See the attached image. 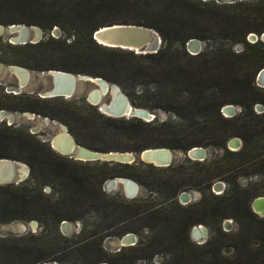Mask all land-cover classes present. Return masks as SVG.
I'll return each instance as SVG.
<instances>
[{
	"label": "trees",
	"instance_id": "16d2710c",
	"mask_svg": "<svg viewBox=\"0 0 264 264\" xmlns=\"http://www.w3.org/2000/svg\"><path fill=\"white\" fill-rule=\"evenodd\" d=\"M114 22L151 26L162 43L147 53L98 43L93 31ZM0 23L33 24L48 33L25 43L0 36V61L101 76L130 93L141 87L142 96L158 101L149 108L160 107L176 117L110 116L85 100L12 93L1 86L0 109L56 118L77 143L101 151L139 152L153 146L186 151L193 145L221 149L203 160L186 157L166 166L84 161L55 151L24 126L1 120L0 157L24 161L29 174L18 183H0V221L36 219L46 225L38 232L0 235V264H139V259L145 261L140 264H264V219L261 225L253 220L250 185L237 180L244 169L232 172L235 166L250 165V172L264 174V141L255 137L264 136V109L255 110L257 102L264 104V87L255 79L264 66V40L247 38L251 31H264V0H0ZM55 25L63 31L59 36L49 34ZM190 37L228 42L207 44L194 54L185 46ZM236 42L242 44L239 50L232 48ZM226 103L238 104L240 110L226 116L221 111ZM233 133L242 140L237 149L226 146ZM228 155L238 156V164L225 161ZM115 176L132 178L149 192L131 199L108 193L103 184ZM218 179L225 181L221 193L211 190ZM191 187L202 190L200 198L180 203L179 192ZM89 211L99 216L90 233L85 234L84 226L71 236L60 231L62 220L76 221ZM229 216L238 222L235 231L221 228V219ZM127 218L131 221L124 223ZM119 223L123 225L117 227ZM198 223L211 224L213 231L201 245L190 237ZM144 230L134 244L111 253L101 244L107 235ZM255 238L259 247L241 261L221 259L211 247L228 240L247 246ZM68 239L72 243L57 244ZM158 251L170 255L155 261Z\"/></svg>",
	"mask_w": 264,
	"mask_h": 264
},
{
	"label": "water",
	"instance_id": "95a60500",
	"mask_svg": "<svg viewBox=\"0 0 264 264\" xmlns=\"http://www.w3.org/2000/svg\"><path fill=\"white\" fill-rule=\"evenodd\" d=\"M216 1L235 2L237 0ZM49 33L53 36H59L60 29L55 25ZM0 35H3L11 43H25L36 42L47 34L44 33L41 27L33 24L0 23ZM92 36L102 45L128 48L138 53L155 52L160 47L162 41L160 33L155 28L134 22L105 24L96 28ZM248 37H251L254 41L258 36L255 32H250ZM261 38L264 39V32L261 33ZM185 46L190 53L194 54L203 49L202 40L196 37H190L185 42ZM3 68H6L17 79L15 85L6 88L8 92L20 93L28 91L36 93L41 97L81 96L97 105L98 109L102 112L112 116L140 117L145 120H151L155 117V113L151 110L145 107L133 106L118 84L110 82L101 76L56 68L35 70L18 64L5 65L0 62V72ZM31 79H33L34 83L36 81L40 82L39 85H31L25 89ZM255 79L259 86L264 87V66L257 71ZM106 95L110 97L106 99ZM256 106L260 108L259 104ZM221 111L224 115L231 116L235 113V108L232 103H226L222 106ZM23 113L29 117H41L39 114L36 115L30 111H24ZM13 117L12 111L0 109V121L7 119V123H15L13 122ZM43 119L44 121H50L48 116H44ZM62 125L64 129L62 127L57 128V131L48 138L51 147L61 154H67L81 160L128 163L144 162L152 163L156 166H166L174 161L175 150L166 146L146 147L139 152L131 150L100 151L91 149L78 144L70 132H68L66 126ZM241 143L240 137L233 136L228 140L227 145L229 148H238ZM184 156L192 160H203L209 157L208 148L202 145H193L184 152ZM28 174L29 166L24 161L10 157H0V183H18L24 180ZM106 184L108 188L112 189L121 184L124 194L128 197L135 196L139 189V184L135 180L123 176L110 178ZM212 188L214 190L222 189L223 182L216 180ZM179 197L181 201H186L190 198V193L183 190L180 192ZM252 206L255 211L264 214V195L256 196L252 200ZM36 223L34 219L28 221L19 220L16 223L15 232L16 234H21L27 231H35ZM60 225L64 231H67L71 226V221L64 219ZM202 229L204 232L201 231ZM205 233V227L201 223L193 225L191 228L192 236L197 238L202 237L201 241L205 239ZM119 242L120 245L134 244L136 242V235L133 232H127L120 237ZM41 264L59 263L54 260L44 261ZM99 264L108 263L103 261Z\"/></svg>",
	"mask_w": 264,
	"mask_h": 264
},
{
	"label": "rangeland",
	"instance_id": "374dc122",
	"mask_svg": "<svg viewBox=\"0 0 264 264\" xmlns=\"http://www.w3.org/2000/svg\"><path fill=\"white\" fill-rule=\"evenodd\" d=\"M217 2H219V1H217ZM122 15L120 17H123ZM62 32L63 31L60 29V34H62ZM251 32H253V31H251ZM44 33H45V31H44ZM0 36L2 37L3 40L6 39V38L3 37V35H0ZM257 36L259 38H261V35H257ZM247 38L249 40L253 41V39L251 37H248V35H247ZM219 42H228V41H224V40H220V39L219 40H215V41L202 40V47L204 48L207 44H215V43H219ZM161 43H162V41H161ZM241 47H242V44L239 43V42H236V43L232 44V48H234L236 50H239ZM0 62H2L5 65L8 64V63H5L3 61H0ZM16 80H17L16 77L13 74L9 73L6 68H3V70L0 72V86L3 87L4 90H6V88L8 86L15 85L16 84ZM32 80L33 79H31L29 81V83H28V85H26L25 89H27V87L31 86V85H35V84L39 85L40 82L36 81L34 83V81H32ZM121 88H122V91L127 95L130 103L133 106L145 107V108L151 110L153 113H155V117H153V119H151V120H155V119L162 120V119H166V118H168L170 116L171 117H176L175 115L172 114V112L170 114L169 111H165L163 108H160V107H155V108H152V109L149 108V106H147V105H149V104L151 105L152 103L156 104V103H158V101L155 98H152V97H148L147 98L146 95L142 96L141 87H136L135 90H133V92L130 90L131 93L128 90L130 95H129V93L127 92V90L125 88H123V87H121ZM109 97H110L109 95L105 96L106 99H108ZM80 100H84L83 97H80ZM133 100L136 103L133 102ZM145 101H147V102H145ZM137 103H139V104H137ZM257 104L260 105V108L256 106ZM233 105H234V108H235V113L234 114H236L240 110V106L238 104H233ZM263 109H264V104L263 103L257 102L255 104V110L257 112H260ZM8 111H11V110H8ZM12 112H13V115H14L13 122H15V123H17V124H19L21 126H24L25 128H28L30 131L35 132V134L37 136H39L40 138L49 137L52 134H54L55 131H57L56 130V126L53 123H51L50 121H44L42 116L41 117H37V116L29 117V116L25 115L23 112H19V111H16V110L12 111ZM4 120L7 122V119H4ZM58 126H60V125H58ZM61 127L64 129V126L61 125ZM233 136L240 137L237 133H233V134L229 135V137L227 139L229 140ZM255 137H256L257 140L264 141V136H262L260 134H255ZM228 140H226V146L227 147H228V145H227ZM166 147H169V146H166ZM205 147L208 148V156H213L215 154L220 153V151H221V149L219 147L215 146V145H208V146H205ZM169 148H171V147H169ZM172 149L175 150L174 151V153H175L174 161H178V160H182V159L186 158L184 156V152L185 151H183V150H181L179 148H172ZM229 149H237V148L232 147V148H229ZM259 150L260 149H258V151ZM236 160H238V156H235V155H228L225 158V161H231V163L232 162H236L235 164H238V161H236ZM84 161H86V160H84ZM96 161L103 162V161H100V160H96ZM239 166L240 165L235 166L233 168L234 171H232V172H237V171H239L238 169H242V168L244 169L243 171H241L240 173L237 174V180L242 185H245L246 183H249V185H250L249 186V190L251 191V193H249L250 194L249 195V202L251 204V201L253 200L254 197H256L258 195H264V174L260 173V172H256V173L255 172H250V171H252L251 167H254V166L245 165V166H243L241 168H239ZM255 166H257V165H255ZM253 170H254V168H253ZM231 173H228V175L231 174ZM123 177H125V176H123ZM108 179H110V178H107L106 181L103 184V188L105 189V191L108 192V193H114V194L116 193V194H118L121 197H125L126 199H131V198H134V197L143 196V195H146L149 192L147 190V188H145L143 185H141L140 183L137 182L139 184V189H138L137 194L135 196H133V197H128V196H126L124 194L123 187H122L121 184H119L118 187H116L114 189L108 188L107 184H106ZM229 185L231 186V183ZM45 188L47 190H49L48 186H46ZM189 189L192 190V195L194 196L193 198H195V201L198 200L200 198V196H201L202 190L200 188H198V187H191ZM216 190L219 191L220 189H216ZM151 194L155 195L154 192H152ZM95 215L96 214H95L94 211H89V213L87 215H85L83 218H81L79 220H76V221H71V226H70V228L67 231H64L60 224H59V229H60V231L63 234H65L67 236H71V235L77 233L81 229V227L84 226V227L87 228V231H86L85 234H88V233H90L89 230H91V227L93 226V223L97 220V218H99L98 215H97L98 217L95 216ZM116 217L118 219L119 215H117ZM120 217L122 218V216H120ZM225 218L226 219H230L231 221L230 222L228 221V222H226L224 224L223 221L225 220ZM260 218L264 219V214H261V213L259 214L258 213V214H256L255 218H253V220L255 221V223L257 225H261ZM19 220L20 219H13V220H9V221H0V235L1 236H6V235H14V234H16V232H15L16 223ZM34 220H36V219H34ZM126 220L127 221H125L124 223H129V221H131L130 218H127ZM24 221H27V220H24ZM36 222L37 223L35 225V231H33V232H38L39 230L43 229L45 227V225H46L45 223H43V222H41L39 220H36ZM77 222H78L79 226L77 225ZM100 224L103 225L104 222H101ZM201 224H203L204 227H205V231H206L205 238L208 239L213 234L211 224H209V223H201ZM220 224H221V228L223 230L229 228L230 231H235L238 228L237 220L234 219V218L232 219L231 216L222 218L221 221H220ZM121 225H123V223L117 224V227H119ZM78 227H79V229H78ZM128 232H131V231H128ZM145 232H146V230L141 231L140 233H135L136 241L139 240L143 235H145ZM125 233H127V232H125ZM190 234H191V231H190ZM122 235H107V236L103 237L101 244H102V246L104 247V249L106 251H108L110 253L114 252V251L118 250L119 248H121L123 246V245H120V242H119V239H120V237ZM83 236H85V235L74 237V239H81ZM190 237L195 243H198L199 245H201L200 243H203V242H201L202 237L197 238V237H194L192 235H190ZM72 240L73 239H68L67 241H64V243H63V241H60V243H57V244L58 245L70 244V243H72ZM259 241H260V239L255 238V239L250 240V242L247 244V246H245V245L244 246H240V245H234L231 241L228 240V241H225L220 247H219V244L217 242L213 243L211 247H212L213 250L217 251V253L219 254V257L221 259H225V260L234 259V260H237V261H241V260H245V259L249 258L250 256H248V254L249 253L252 254L253 253L252 250H254V249L259 247ZM216 243H217V245H216ZM127 245H130V244H127ZM169 255H170L169 252L158 251V252L154 253L153 260L162 261L163 259H167ZM57 262L59 264H73L70 261H65V260L57 261ZM104 262H107V261H104ZM138 263L139 264L140 263H145V261L142 260V259H139Z\"/></svg>",
	"mask_w": 264,
	"mask_h": 264
},
{
	"label": "flooded vegetation",
	"instance_id": "af4514ba",
	"mask_svg": "<svg viewBox=\"0 0 264 264\" xmlns=\"http://www.w3.org/2000/svg\"><path fill=\"white\" fill-rule=\"evenodd\" d=\"M36 70V69H35ZM107 80V79H106ZM109 81V80H108ZM111 82V81H110ZM114 83V82H113ZM122 89V88H121ZM22 92H28V91H22ZM28 93H31V92H28ZM34 94H36V93H34ZM36 95H38V94H36ZM39 96V95H38ZM41 97V96H40ZM53 97H55V96H53ZM59 97H64V96H59ZM80 97L81 96H70V97H64V98H76V99H79L80 100ZM83 99L84 100H86L84 97H83ZM87 102H89L88 100H86ZM89 103H91V102H89ZM91 104H93V103H91ZM93 105H95V104H93ZM96 107H97V105H96ZM98 108V107H97ZM101 111V110H100ZM19 112H24V111H19ZM31 112H34V111H31ZM102 112V111H101ZM36 115L37 114H39L40 116H42V117H44V116H47V115H41L40 113H36V112H34ZM104 113V112H103ZM106 114V113H105ZM107 115H109V114H107ZM110 116H112V115H110ZM35 117V116H34ZM49 117V116H48ZM125 117V116H124ZM50 118V122L51 123H53L55 126H56V129L57 128H60L61 127V125L62 124H64L65 126H66V124L65 123H63L62 121H60V120H58V119H56V118H51V117H49ZM15 124H17V123H15ZM57 124V125H56ZM61 124V125H60ZM58 125H60V126H58ZM66 128H67V126H66ZM67 130H68V128H67ZM30 132H32V133H35V132H33V131H30ZM69 132V131H68ZM71 134V133H70ZM53 135V134H52ZM51 135V136H52ZM72 135V134H71ZM51 136H49V137H45V138H40L39 136V138L41 139V140H43V141H47L48 143H49V140H48V138H50ZM73 136V135H72ZM74 137V136H73ZM75 139V138H74ZM76 141V140H75ZM77 142V141H76ZM50 144V143H49ZM79 144V143H78ZM51 146V145H50ZM55 150V149H54ZM55 151H57V150H55ZM58 152V151H57ZM60 153V152H59ZM64 155H67V154H64ZM69 156V155H68ZM70 157H73V156H70ZM74 158V157H73ZM208 158V157H207ZM75 159H77V158H75ZM81 160V159H80ZM219 180V179H218ZM216 181V180H215ZM214 181V182H215ZM222 182H223V188L222 189H220L219 191H217V190H214L213 188H212V185H213V183H212V185H211V190L212 191H214L215 193H221L223 190H224V188H225V182L223 181V180H221ZM183 191V190H182ZM186 191H189V193H190V198L188 199V200H186V201H181L180 200V197H179V194H180V192H179V194L177 195V199H178V201L180 202V203H182V204H186V203H189V202H192L193 200L195 201V198H193L194 196L192 195V190L191 189H186ZM255 198V197H254ZM253 198V199H254ZM250 206H251V208H252V210L254 211V213H256V214H258L259 212H257V211H255L254 209H253V206H252V201H251V204H250ZM260 214V213H259ZM233 219V218H232ZM230 222L231 220L230 219H226L225 218V220L223 221V223L225 224L226 222ZM237 224V223H236ZM195 225H197V224H195ZM192 228V227H191ZM224 230H227V231H229L230 229L228 228V229H224ZM190 231H191V229H190ZM190 235H192V234H190ZM207 239L205 238L203 241H201V242H205Z\"/></svg>",
	"mask_w": 264,
	"mask_h": 264
},
{
	"label": "bare ground",
	"instance_id": "6f19581e",
	"mask_svg": "<svg viewBox=\"0 0 264 264\" xmlns=\"http://www.w3.org/2000/svg\"><path fill=\"white\" fill-rule=\"evenodd\" d=\"M60 125H61V124H60ZM62 126H63V125H62ZM201 231L204 232L203 229H202Z\"/></svg>",
	"mask_w": 264,
	"mask_h": 264
}]
</instances>
